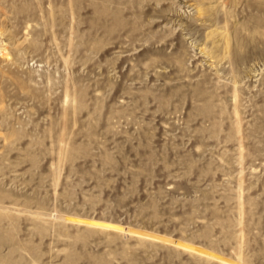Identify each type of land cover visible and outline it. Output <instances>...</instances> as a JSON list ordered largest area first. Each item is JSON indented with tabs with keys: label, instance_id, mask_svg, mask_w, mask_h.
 <instances>
[{
	"label": "rangeland",
	"instance_id": "1",
	"mask_svg": "<svg viewBox=\"0 0 264 264\" xmlns=\"http://www.w3.org/2000/svg\"><path fill=\"white\" fill-rule=\"evenodd\" d=\"M0 264H264V0H0Z\"/></svg>",
	"mask_w": 264,
	"mask_h": 264
}]
</instances>
